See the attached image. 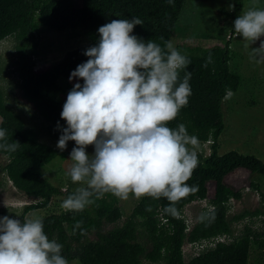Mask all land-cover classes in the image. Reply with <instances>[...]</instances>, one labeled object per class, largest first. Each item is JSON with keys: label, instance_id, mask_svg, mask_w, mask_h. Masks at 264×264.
<instances>
[{"label": "trees", "instance_id": "1", "mask_svg": "<svg viewBox=\"0 0 264 264\" xmlns=\"http://www.w3.org/2000/svg\"><path fill=\"white\" fill-rule=\"evenodd\" d=\"M186 0H81L74 7L70 0H0V41L12 40L16 89L23 100L29 103L38 117L56 128L66 126L60 119L66 99L64 91L57 85L59 78H68L77 65L85 62L84 51L94 46L99 39L98 28L113 19L139 18L141 25L135 26L133 35L145 41L167 38L182 28L177 23ZM235 10L221 14L230 22L229 37L235 35L232 22L240 15L241 0H233ZM47 29L60 34L65 30H80L87 43L65 54L64 58L36 73L32 53L37 47L36 32ZM159 43L163 47V41ZM211 54L213 63L202 67ZM230 50L228 41L222 47H215L200 54L186 55L191 63L192 94L187 107L169 127L184 123L190 135L199 138V145L208 143L210 153H197L199 165L192 178H204L213 184V197L208 204L214 219L208 223H193L188 227L180 215L172 217L164 212L167 201L145 197L139 199L130 214L117 225L122 212L117 198L106 195L89 210L81 213L66 212L50 214L41 218L45 233L63 245L62 255L69 263L79 264H141V260L156 264H245L246 250L255 248L264 254V193L258 194L259 205L252 211L227 215L228 202L237 200L239 192L233 191L224 179L236 170H244L264 178V161L251 155L229 151L218 155L217 139L223 129L221 101L227 93L234 92L238 78L228 69ZM184 72L180 73L183 78ZM81 84L82 81H79ZM0 128L7 130V142H19V148L12 153L0 149V156L6 163L0 167L11 186L26 197L36 199L23 205V214L46 208L51 197L61 194L42 174L41 167L52 160L57 152L43 145L23 126L19 116L11 111L0 96ZM251 187H254L251 185ZM73 191L62 193L65 199ZM197 195L189 196L177 207L182 208L194 201ZM151 209L148 211L147 209ZM260 219L262 231L244 226L238 237L233 236L231 225L243 219ZM83 221L81 229L73 234L77 221ZM112 225L108 230L104 226ZM94 236V240L89 239ZM230 239L228 243L218 239ZM195 245L200 251L184 262L182 245ZM205 244L204 247H201ZM212 246L209 247V245Z\"/></svg>", "mask_w": 264, "mask_h": 264}, {"label": "clouds", "instance_id": "2", "mask_svg": "<svg viewBox=\"0 0 264 264\" xmlns=\"http://www.w3.org/2000/svg\"><path fill=\"white\" fill-rule=\"evenodd\" d=\"M228 10L234 11L235 4L229 3ZM141 24L132 18L100 26L98 42L83 53L87 60L69 75V82H77L60 113L66 126H56L61 132L57 148L64 151L70 141L75 145L67 176L76 187L61 203L68 212L81 213L106 195L119 200L131 195L137 200L164 199V212L177 217V205L199 190L187 183L199 165V138L190 135L184 123L169 127L192 94V74L187 71L191 61L170 40L162 47L133 35ZM232 28L245 41L249 61L264 65V7L253 0ZM213 62L209 54L202 67ZM19 146L17 141L8 143L7 130L0 128V149L12 153ZM89 146L92 155L86 151ZM199 203L202 209L213 207L206 199ZM213 219L212 213L201 211L194 222ZM82 225L77 221L73 234L81 229L83 235ZM62 249L45 233L42 219L0 217V264H69Z\"/></svg>", "mask_w": 264, "mask_h": 264}, {"label": "rangeland", "instance_id": "3", "mask_svg": "<svg viewBox=\"0 0 264 264\" xmlns=\"http://www.w3.org/2000/svg\"><path fill=\"white\" fill-rule=\"evenodd\" d=\"M74 7H79L81 0H70ZM233 0H186L177 23L182 28L176 33L163 38L165 41H172L174 47L184 55L200 54L202 51L222 47L228 41L230 50L228 69L239 81L234 92L227 93L221 101V115L223 129L217 139V154L222 155L229 151H235L242 155H251L264 161V65H256L249 61L245 41L237 34L229 37L230 22L221 14L220 10L227 12L229 3ZM241 13L250 7L253 0H241ZM258 7H264V0H256ZM37 47L32 53L34 71L39 73L51 65L61 61L65 54L75 50L87 43L86 38L80 30H65L60 34L47 29H40L36 32ZM154 39L158 44L159 40ZM258 46V45H257ZM12 40L0 41V96L4 104L13 111L23 122V126L29 129L37 142L46 145L57 152V155L41 167L44 177L61 194L51 197L46 208L34 210L23 214V219L43 218L50 214H64L67 211L61 207L64 191H74L73 185L67 176L71 166L69 154L75 146L74 142H68L67 148L60 151L57 148L58 138L61 132L42 121L36 114L34 108L23 100L20 92L16 89V73L12 65L13 61ZM77 81L69 82L68 78H59L57 85L64 91L63 98L66 99L68 92ZM209 144L204 143L198 146L197 153L207 156L210 153ZM86 151L92 155L93 148L89 146ZM6 163L4 157L0 156V167ZM190 185H198L199 190L194 201L185 205L180 218L190 227L195 217L203 210L200 209V199L207 202L213 197V184L204 178H191ZM224 183L233 191L239 192V199H231L228 202V216L242 211H252L259 205L258 194L264 193V178L256 174H250L244 170H236L229 174ZM253 185L254 187H251ZM36 199L26 197L14 189L10 182L0 171V217L9 215L19 218L22 213V206L34 203ZM137 199L131 195L128 200L117 199V206L122 212L118 221L119 225L127 217L137 203ZM97 204L88 206L89 210ZM260 219H243L231 225L234 237H238L244 226L254 231H262ZM112 225L104 226L108 230ZM94 240L93 235H89ZM220 241L228 243L230 239L221 238ZM203 244L201 247H204ZM212 244L209 245V247ZM183 260L186 262L189 257L200 251L195 245L184 243L182 245ZM255 248L246 250L245 264H264V254ZM69 264H79L76 260ZM141 264H152L141 260ZM161 264V263H156Z\"/></svg>", "mask_w": 264, "mask_h": 264}, {"label": "built area", "instance_id": "4", "mask_svg": "<svg viewBox=\"0 0 264 264\" xmlns=\"http://www.w3.org/2000/svg\"><path fill=\"white\" fill-rule=\"evenodd\" d=\"M200 209H202L201 207H200ZM224 239V238H223ZM221 240V238L220 239H218V241H220Z\"/></svg>", "mask_w": 264, "mask_h": 264}]
</instances>
